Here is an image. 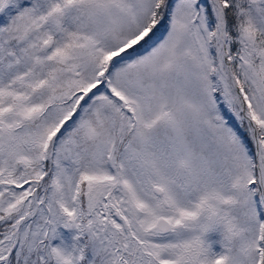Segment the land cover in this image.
Masks as SVG:
<instances>
[{"label": "snow or ice", "instance_id": "snow-or-ice-1", "mask_svg": "<svg viewBox=\"0 0 264 264\" xmlns=\"http://www.w3.org/2000/svg\"><path fill=\"white\" fill-rule=\"evenodd\" d=\"M0 264H264V0H0Z\"/></svg>", "mask_w": 264, "mask_h": 264}]
</instances>
